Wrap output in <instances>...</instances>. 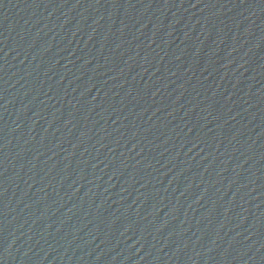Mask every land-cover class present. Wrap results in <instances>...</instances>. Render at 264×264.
<instances>
[{
    "label": "water",
    "instance_id": "water-1",
    "mask_svg": "<svg viewBox=\"0 0 264 264\" xmlns=\"http://www.w3.org/2000/svg\"><path fill=\"white\" fill-rule=\"evenodd\" d=\"M0 264H264V0H0Z\"/></svg>",
    "mask_w": 264,
    "mask_h": 264
}]
</instances>
